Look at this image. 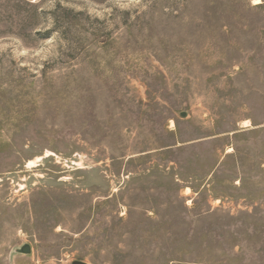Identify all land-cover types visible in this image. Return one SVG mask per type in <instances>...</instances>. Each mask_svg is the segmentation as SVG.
<instances>
[{
  "label": "rangeland",
  "instance_id": "obj_1",
  "mask_svg": "<svg viewBox=\"0 0 264 264\" xmlns=\"http://www.w3.org/2000/svg\"><path fill=\"white\" fill-rule=\"evenodd\" d=\"M256 1L0 0V264H264Z\"/></svg>",
  "mask_w": 264,
  "mask_h": 264
},
{
  "label": "water",
  "instance_id": "obj_2",
  "mask_svg": "<svg viewBox=\"0 0 264 264\" xmlns=\"http://www.w3.org/2000/svg\"><path fill=\"white\" fill-rule=\"evenodd\" d=\"M22 252H24V253H29V252H30V247H29V246H25V247H23ZM74 264H81V263H80V262H76V263H74Z\"/></svg>",
  "mask_w": 264,
  "mask_h": 264
},
{
  "label": "bare ground",
  "instance_id": "obj_3",
  "mask_svg": "<svg viewBox=\"0 0 264 264\" xmlns=\"http://www.w3.org/2000/svg\"><path fill=\"white\" fill-rule=\"evenodd\" d=\"M256 3L259 4V3H261V1L260 0H257Z\"/></svg>",
  "mask_w": 264,
  "mask_h": 264
}]
</instances>
